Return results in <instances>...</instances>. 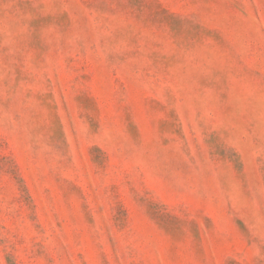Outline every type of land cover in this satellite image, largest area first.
Listing matches in <instances>:
<instances>
[{"label": "rangeland", "instance_id": "rangeland-1", "mask_svg": "<svg viewBox=\"0 0 264 264\" xmlns=\"http://www.w3.org/2000/svg\"><path fill=\"white\" fill-rule=\"evenodd\" d=\"M0 264H264V0H0Z\"/></svg>", "mask_w": 264, "mask_h": 264}]
</instances>
